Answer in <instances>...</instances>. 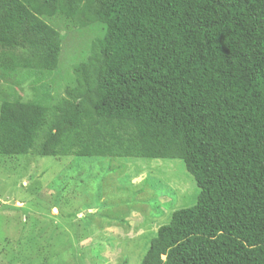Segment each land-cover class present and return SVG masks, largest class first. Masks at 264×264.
<instances>
[{
  "label": "trees",
  "instance_id": "trees-1",
  "mask_svg": "<svg viewBox=\"0 0 264 264\" xmlns=\"http://www.w3.org/2000/svg\"><path fill=\"white\" fill-rule=\"evenodd\" d=\"M56 14L103 33L55 103L0 101V155L179 159L139 264H264V0H0L1 79L56 67Z\"/></svg>",
  "mask_w": 264,
  "mask_h": 264
},
{
  "label": "rangeland",
  "instance_id": "rangeland-1",
  "mask_svg": "<svg viewBox=\"0 0 264 264\" xmlns=\"http://www.w3.org/2000/svg\"><path fill=\"white\" fill-rule=\"evenodd\" d=\"M47 21L60 34L56 67L0 78V101L64 97L104 30L60 14ZM197 190L175 158L0 155V264H139L158 226Z\"/></svg>",
  "mask_w": 264,
  "mask_h": 264
}]
</instances>
